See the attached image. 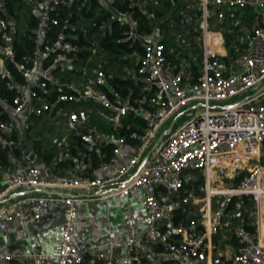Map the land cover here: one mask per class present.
Listing matches in <instances>:
<instances>
[{"label": "built area", "instance_id": "built-area-1", "mask_svg": "<svg viewBox=\"0 0 264 264\" xmlns=\"http://www.w3.org/2000/svg\"><path fill=\"white\" fill-rule=\"evenodd\" d=\"M73 1L28 0L36 19L30 30L33 48L21 57L14 47L16 24L0 13V103L9 115L0 121V145L9 160L17 163L8 172L7 185L0 192V223L27 227L40 223L50 208L62 213L56 253H41L31 246L21 253L0 255V264H88L91 249L75 243L80 208L137 192L144 195L152 243L163 242L174 264H190L204 248L214 249L212 239L227 217L228 199L249 198L255 209V231H236L238 248L226 264H264V0H196L200 14L194 21L200 33L194 35L193 41L202 53L201 74L196 78L186 76L167 56L166 45L154 31L140 30L133 8L145 11V5L128 0L130 9L120 10L115 6L118 0H98L110 13L105 19L93 18L88 23L79 12L71 10ZM251 7L257 8L258 16L250 46L227 62L216 49L218 45L213 40L217 34L209 31L210 21L213 17L223 19V9ZM64 8L70 11L62 20ZM74 15L78 18L70 22ZM114 22L128 28L126 40L142 47L141 54L133 55V71L125 69L139 85L137 96L130 91L126 98L110 99L103 88L111 89L108 80L112 74L105 70L108 63L99 35ZM187 23V18L181 19L182 25ZM78 31L85 33L83 44ZM81 53L87 54L82 57ZM111 69L112 73L116 70ZM1 84L5 90L13 91L10 99L3 98ZM235 98L238 99L232 103L222 104ZM193 110L200 112L176 130L168 128L161 135L162 127L172 117L177 115V123ZM137 118L145 122L141 130L135 122ZM36 121L54 123L55 129L62 132V138L54 143L67 159L71 158L72 144L77 146L74 137L83 136L85 151L79 152V162L88 166L85 175L59 181L43 175L42 167L34 164L36 157L32 159L34 153L29 151L26 138ZM102 128L115 131L118 138L105 136ZM122 130L128 133L121 135ZM129 141L137 144L130 155L123 157L122 149ZM23 142L24 155L16 157L15 151L22 148ZM108 145L114 146L113 151H100L99 164L94 166L87 151ZM252 160L254 165L239 168L242 162ZM104 171L108 173L103 175ZM193 172L204 177L205 211L201 210L196 219L181 216L176 225L174 210L164 204L161 190L178 194L187 175ZM214 172L230 183L228 193L210 191ZM114 185L120 187L100 196L92 195L96 189ZM39 188L78 189L82 193H27ZM13 190L20 193L8 198ZM242 209L237 202L235 213ZM178 229H188L182 241L165 240L164 231ZM149 243L137 219L129 217L127 241L121 245L124 254L117 262L138 264L141 250Z\"/></svg>", "mask_w": 264, "mask_h": 264}, {"label": "crops", "instance_id": "crops-1", "mask_svg": "<svg viewBox=\"0 0 264 264\" xmlns=\"http://www.w3.org/2000/svg\"><path fill=\"white\" fill-rule=\"evenodd\" d=\"M8 1L13 2L14 17L17 16L19 11H25L22 7V3L26 5L28 10V28L31 17L35 15L33 6L28 2V0H0V8L3 9L4 4ZM96 1L99 7L96 10L95 17H93L94 19L100 18L102 11H107V9H105V7L98 2V0ZM137 1L146 7L148 4L154 2H152V0ZM92 2L93 0H83V3H85L89 8L91 7ZM156 6L162 15L153 18L151 23L154 26V33L166 45L167 56L183 70L186 76L191 78L198 77L201 74L202 53L193 41L194 35L200 33L199 25H197L194 21L200 14L198 2L196 0H177L171 5H167L164 2H157ZM172 9H180V11H186L188 13H182L175 18V15L171 14L170 12ZM251 9L252 7L241 11L245 12L250 11ZM225 10H229V12L226 13ZM225 10L223 9V19L213 17V19L210 21L209 31L213 34H217L215 40H213L218 45L216 49L221 53L223 59L229 62L237 54L250 46L249 41L251 32L249 35L246 34V39L241 35H236L230 28L229 21H234V15L235 13L237 14L239 10L229 8ZM3 12L5 13V10H3ZM167 13L170 15H167ZM257 16L258 14L256 15L255 22L257 20ZM182 18H187L188 23L182 25ZM14 19L15 18H12L11 20L14 21ZM90 21L91 20H85V22L88 23ZM239 24V22H235V27L239 26ZM253 27L251 28V31ZM226 34L232 37L230 45L235 48L232 56L230 55L226 44ZM233 35L235 37H233ZM128 58L132 59V62L130 63L132 65L124 64L123 68H115L116 70L114 72L123 75L124 77H130L125 69L128 68L133 71L135 67V58L133 55ZM115 65L111 67L114 68ZM118 66H120V64H118ZM143 126L144 124L139 123L138 129L141 130ZM47 127L48 124L46 121H36L34 129L29 134H26V136L29 137L35 135V141L38 140L40 142L42 141L41 139L43 137L49 136V134L45 131ZM102 131L105 133V136L110 138L112 137L113 139H117L119 136L118 133L111 129L108 130L105 128ZM57 138L58 137L53 138V143L55 140H57ZM33 143V141L27 142L28 149L29 151H32L36 154L34 164L42 167L43 175L47 178L57 179V181H59L66 178H77L86 174L88 166L84 162H75V166L57 169V165L67 160L66 155H64L58 149L49 150L48 148L43 147V143L41 142L40 146L45 154L51 155L53 157L52 162L48 164L43 156L37 155V151ZM134 148L135 145L132 143V141H129L122 149V156L126 157L130 155ZM119 161L122 162L121 159H119ZM12 164H14V166L17 165L15 161H13ZM253 164H255V161L252 160L245 164V166ZM242 167L243 166L239 165L240 169H242ZM10 170L11 169H8L2 172V176L0 177V184L2 187L7 185L8 172ZM107 173V171H104L103 175H106ZM215 175L219 174L214 172L211 179L212 182L210 189L212 192L219 191L221 194L228 193L230 191L229 186H224L225 183H228V181L219 176L221 181L218 184ZM186 179L187 182L190 180L194 182V187L190 191L192 194L189 196H182V194H179L180 192L178 194H167L164 190H161L160 196L165 205L173 208L175 215L178 216V213H180L183 216H188V218L191 219V215L199 216L201 210L202 212L205 211L202 199L194 195L195 188L200 184L201 180L204 181V177L201 174L197 175L193 173L187 175ZM195 183L198 184L196 185ZM119 187V185H114L113 187L96 189L92 195L100 196L106 194L109 190L118 189ZM18 192L19 190H13L8 193L7 197L13 198L18 194ZM246 214L247 212L245 215ZM228 215L229 214H227V216ZM230 215L231 217L229 220L224 221L219 233L212 239V244L215 248H204L199 258L190 264H226L231 261L238 248L235 233L237 230L244 229V227L243 223L240 225L239 223L237 225L234 224L235 218H238L236 217L235 212L234 214ZM129 217H134L137 219L141 230L150 241L149 245L141 250L137 259L138 264H174L175 259L173 255H171L165 249L163 242L159 241L152 243L154 242V239L152 238L148 229V220L144 206V195L142 192H137L135 195L127 198L110 197L106 202H92L80 208L75 243L78 246H85L91 249V256L89 258L88 264H119L117 259L124 254L123 250L121 249V245L127 241V219ZM252 220L253 221H250V223L251 225L255 226V219ZM188 229H178L164 233V238L165 240L172 242H180L187 236ZM61 230L62 213L57 208H50L46 210L41 222L35 225L20 227L14 224L0 223V255L21 253L28 250L31 246H35L41 253H56L60 245ZM262 230L264 232V223L262 225ZM161 245L164 246L163 250L160 249ZM100 255H103V258H101Z\"/></svg>", "mask_w": 264, "mask_h": 264}, {"label": "trees", "instance_id": "trees-1", "mask_svg": "<svg viewBox=\"0 0 264 264\" xmlns=\"http://www.w3.org/2000/svg\"><path fill=\"white\" fill-rule=\"evenodd\" d=\"M137 1V0H136ZM154 1V2H153ZM177 0H152L153 3L148 4L145 11H140L137 8H133L135 11V17L139 20L140 23V30L145 33H151L154 30V26L152 25V19L155 17H159L162 15V13L159 11L158 7L156 6V3H166L167 5H171ZM117 8L120 10H129V1L128 0H118L115 4ZM99 7L96 0H93L91 3V7L89 8L85 3H83V0H74L72 3L71 10L76 13H80L81 17L85 20H90L95 17V13L97 8ZM5 10V13L3 12ZM69 8H64L61 10L60 18L64 20L68 17ZM0 13L6 16L7 18L11 17L15 18L14 16V5L13 2L8 1L4 4L3 9L0 8ZM110 12L108 11H102L101 17L97 20L100 21L102 19H105L106 16ZM78 18V16H75L71 19L70 22H74ZM36 19L34 16L31 17V20L29 22L28 29L25 33H19L18 31L15 34V41H14V47L17 51L18 57H21L22 55L28 54L32 51L33 44L31 39V29L35 25ZM128 30L127 27H122L118 23H112L109 30H107L103 35H99L100 43H101V49L105 53L107 58V65L105 66V70L108 71L110 74H112V78H110L109 85L111 89L104 86V91L108 94L110 99H114L116 96H120L123 98H126L130 91H132L133 96H137L139 94V85H137L131 78L124 77L123 75H120L116 72L112 73L111 66L115 65V68L121 69L123 68L124 64H130L132 62L131 58H128L134 54H141L142 47L138 43H132L125 39V32ZM94 32V30L91 32V34ZM80 36V44L84 43V32L78 31ZM226 38V44L229 49V53L232 56L234 53V47L231 46V40L232 37L228 34L225 35ZM82 54V53H81ZM87 53L82 54V57H84ZM226 61V60H225ZM120 64V66H118ZM11 71L15 74L16 70L10 66ZM17 75V74H16ZM2 88V94L3 98L10 99L13 96V91L5 90L3 84H1ZM9 118V115L5 111L4 107L0 103V121H5ZM137 123L144 124V120L141 118H137L135 120ZM128 131L122 130L121 135L127 134ZM32 141L34 142V147L36 148L37 155L43 156L48 164L52 162L53 157L51 155H46L45 152L42 150L40 143L38 140L35 141V135L32 137ZM74 140H76L77 146L73 143L70 148V154L71 158L63 161L61 164L57 165V169H61L63 167L68 166H75V162H79V152L85 151L84 145L86 144V141L84 140L83 136H75ZM134 145L137 144V141H132ZM114 146L108 145L104 148H97L94 147L92 151H87V153L92 158V164L94 166L99 164V154L100 151H105L107 154H110L113 151ZM16 157H21L24 155V152L22 148H19L15 151ZM32 159L36 157V154L34 153L32 156ZM14 167V164L9 160L8 153L5 150H2L0 145V177L2 176V172L8 169H12ZM90 172V171H89ZM203 182V181H202ZM196 184V183H195ZM198 184V183H197ZM196 184V185H197ZM194 182L192 180L185 182L183 188L180 191V195L182 193V196H189L190 191L194 187ZM189 191V192H188ZM166 193V192H165ZM239 202L242 204V207L247 211V214L244 217H238L239 220L243 223V227L246 230L255 231V226L251 225L250 219H249V211L248 209L253 207V203L251 200L247 197H243L242 199L233 198L228 203L226 212L228 214H234L235 212V204ZM175 213V212H174ZM183 216L182 214L178 213V216L175 215V223L177 225L180 217ZM197 216L191 215V219H196ZM235 218V219H238ZM164 233H167L164 231ZM164 246L161 245L160 249L163 250Z\"/></svg>", "mask_w": 264, "mask_h": 264}, {"label": "rangeland", "instance_id": "rangeland-1", "mask_svg": "<svg viewBox=\"0 0 264 264\" xmlns=\"http://www.w3.org/2000/svg\"><path fill=\"white\" fill-rule=\"evenodd\" d=\"M183 2V1H182ZM22 7L23 9L26 11H19L17 13V16L15 17L14 21L16 23V26L18 28V32L21 34V33H25L27 31V7L24 3H22ZM227 9V8H226ZM225 10V9H224ZM237 10V9H235ZM171 14H174L175 15V18L178 17L180 14L182 13H188V12H183V11H180V9L178 10H173L170 11ZM225 12H229V10H225ZM232 13V12H230ZM258 14V10L257 8L255 7H252V9L250 11H241L239 10L237 12V14L235 13V19L234 21H229L230 22V28L234 31V33L236 35H241L242 37H244L246 39V34L249 35V33L251 32V28L253 27L254 25V22H255V19H256V15ZM167 15H170L167 13ZM235 22L236 23H240L239 26L235 27ZM212 29V27H211ZM233 37H235L233 35ZM260 87V86H259ZM251 91H254V90H251ZM236 99L238 98H235L233 100H229V101H225V102H222L223 105L225 104H229V103H232L233 101H235ZM197 112H200V111H197V110H193L191 112H187L185 115H183L182 117H180V119L177 121V123L174 124L173 126V130H176L180 125L184 124L185 122H187L191 117L195 116V114ZM177 115L172 117L161 129V135L163 133H165L168 128L172 125L173 121L176 119ZM97 125H98V122H95ZM56 125L54 123H49L48 124V127L47 129L45 130L46 133L49 134L48 137H43L41 140V142L43 143V147H46L48 148L49 150H57V147H56V144L53 143V138L54 137H58V138H62V132L61 131H57L56 129ZM32 136H29V137H26L28 139V141H32ZM167 138V136L165 137V139ZM250 161L248 162H242L240 165L241 166H245V164L249 163ZM194 174H197L199 175L198 172H193ZM215 178L217 179L218 181V184L220 183L221 179L219 178V175H215ZM204 182V181H203ZM202 180L200 181V184L195 188L194 190V195L198 198H201L202 200L204 198H206V192H205V189H204V184H203ZM230 183H225L224 186H229ZM217 186V185H215ZM183 193V192H182ZM181 193V194H182ZM217 200V199H216ZM214 204H215V200H214ZM249 211V221H253L252 219H255L256 220V216L254 215V212H255V209L252 207L250 209H248ZM231 217V215L229 214L225 219L224 221H228L229 218ZM239 225L242 223L241 220L238 219H235L234 221V224H238Z\"/></svg>", "mask_w": 264, "mask_h": 264}, {"label": "water", "instance_id": "water-1", "mask_svg": "<svg viewBox=\"0 0 264 264\" xmlns=\"http://www.w3.org/2000/svg\"><path fill=\"white\" fill-rule=\"evenodd\" d=\"M249 9V8H247ZM246 9V10H247ZM250 43V41H249ZM264 88V87H263ZM175 124V121H173L171 127H170V131L172 130L173 126ZM26 145L25 143L23 142L22 143V150L25 151L26 149ZM186 175V174H185ZM3 191V187L2 185L0 184V192ZM62 192V193H65V194H76V193H82V191L78 190V189H46V188H39V189H32V190H28L27 193L30 194V193H42V194H50V193H57V192ZM231 201V198L228 199V202ZM246 213V210L245 209H242L241 211H239L238 213H236V217H243ZM100 264H109V263H100Z\"/></svg>", "mask_w": 264, "mask_h": 264}, {"label": "bare ground", "instance_id": "bare-ground-1", "mask_svg": "<svg viewBox=\"0 0 264 264\" xmlns=\"http://www.w3.org/2000/svg\"><path fill=\"white\" fill-rule=\"evenodd\" d=\"M256 163V162H255ZM254 165V164H253ZM210 191L212 192V190L210 189Z\"/></svg>", "mask_w": 264, "mask_h": 264}]
</instances>
